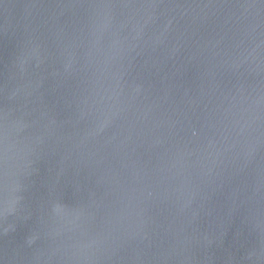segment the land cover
<instances>
[{
  "label": "water",
  "instance_id": "water-1",
  "mask_svg": "<svg viewBox=\"0 0 264 264\" xmlns=\"http://www.w3.org/2000/svg\"><path fill=\"white\" fill-rule=\"evenodd\" d=\"M0 264H264V0H0Z\"/></svg>",
  "mask_w": 264,
  "mask_h": 264
}]
</instances>
